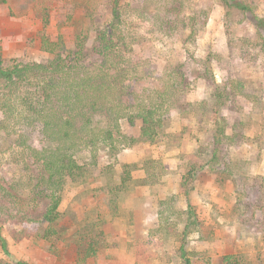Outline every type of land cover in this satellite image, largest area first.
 <instances>
[{
  "label": "rangeland",
  "instance_id": "obj_1",
  "mask_svg": "<svg viewBox=\"0 0 264 264\" xmlns=\"http://www.w3.org/2000/svg\"><path fill=\"white\" fill-rule=\"evenodd\" d=\"M111 1L0 0L2 52L6 59H46L39 49L44 30L68 49L80 35L90 50L97 31L112 20ZM229 1L250 4L264 17V0ZM119 7L123 17L114 27L122 39L127 80L134 69L135 77L148 71V88L164 86L166 74L177 67L191 83L186 97L191 113L179 122L173 113L172 126L157 144L141 142L115 156L97 148L96 167L86 168H95L89 171L95 178L63 184L51 236H45V222L13 223L6 215L12 204L0 190V228L8 249V254L0 250V264H76L79 243L97 248L87 264H184L179 246L186 225L189 264H227L222 261L227 255H232L230 264H264V26H257L251 11L241 16L231 8L226 14L220 0H121ZM180 7L185 16L201 14L198 28H181L170 20L166 13ZM42 20H48L46 27ZM232 82H241L257 102L239 97L217 108L219 89L227 90ZM217 117L227 128L241 121L244 127L235 144L222 145L210 161ZM139 127V121L133 127L124 121L122 132L137 136ZM35 134L32 146L40 144ZM93 154L81 149L75 159L86 166ZM18 160L11 138L0 131V187L17 178ZM123 164L137 165L131 172L137 182L111 196L108 184L119 183ZM225 169L244 183L240 189L236 185L238 192ZM148 176L155 179L147 181Z\"/></svg>",
  "mask_w": 264,
  "mask_h": 264
},
{
  "label": "trees",
  "instance_id": "obj_2",
  "mask_svg": "<svg viewBox=\"0 0 264 264\" xmlns=\"http://www.w3.org/2000/svg\"><path fill=\"white\" fill-rule=\"evenodd\" d=\"M120 1H111L112 20L105 29L97 31L90 50H87V42L80 35H76L73 48L68 49L64 40H50L44 30L39 49L46 55V59L23 61L6 59L0 42V112L3 116L0 131L11 138L20 163V169L14 175L17 178L0 187L4 197L8 196L12 204V211L5 213L12 218L13 223L45 222V236L55 234L52 226L60 217L57 210L63 184L66 181L85 183L95 178L91 173L89 175V171H94L95 168H89V171L86 168L96 167L97 148L107 149L110 155L115 156L125 148L141 142L157 144L160 137L166 136L168 127L172 126L170 119L173 113L178 122L191 113L192 104L186 102L187 94L192 88L191 83L186 82L177 67L166 74L164 86L148 88V71L135 77L134 69V75L127 80L125 72L128 71V66L121 65L122 62L125 63L120 55L123 52L119 47L122 39L116 34L117 27H114V24L121 25L123 17ZM220 1L226 14L232 9L240 11L241 16H245L244 12L251 11L257 26H264V17H258L250 4ZM184 11L180 7L173 10V13L170 11L166 14L181 28H198L196 26L202 19L201 14L191 12L189 16H185ZM47 22L48 20H42V27H46L44 24ZM231 84L233 86L227 90L221 86L217 97L215 95L217 108L228 107L232 99L239 97L252 103L257 102L255 95L243 91L241 82ZM94 116L98 119L92 126ZM124 121L131 127L137 121L140 122L137 136L122 132ZM216 121L218 131L213 136L210 161L217 156L222 145L231 148L244 127L242 121L233 129L225 126V119L222 117H217ZM36 132L40 136V144L32 146L30 142ZM81 149L94 151L91 162L86 166L75 159V153ZM136 166L122 165L118 174L119 183L108 184L109 195H117L130 183L137 182L131 176ZM141 169L144 171L145 166ZM210 170H214V167ZM225 170L238 192L244 183L237 182L232 178L231 171ZM149 179L153 180L155 177L148 176L147 181ZM249 206H252L251 203ZM191 208L188 204V209ZM31 214L39 215L40 218ZM187 224L194 225L190 221ZM186 226L179 252L184 264H189L188 259H185V241L188 235ZM18 236H21L20 233L16 235ZM82 245L79 243L75 247L76 264H87V260L97 250L92 243H87L85 247ZM0 250L8 254L7 241L1 234V228ZM230 256L232 255L223 257L222 261L230 264ZM15 264L26 263L17 261Z\"/></svg>",
  "mask_w": 264,
  "mask_h": 264
}]
</instances>
